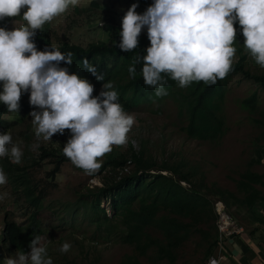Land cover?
I'll return each mask as SVG.
<instances>
[{
  "label": "rangeland",
  "instance_id": "374dc122",
  "mask_svg": "<svg viewBox=\"0 0 264 264\" xmlns=\"http://www.w3.org/2000/svg\"><path fill=\"white\" fill-rule=\"evenodd\" d=\"M153 2L154 0H79L76 6H70L65 13L51 22H46L44 26L52 46L67 43L85 47L98 41L107 44L115 40L114 35L120 38L122 17L133 3L138 4L136 12L143 14ZM23 11L22 9L21 15ZM21 24L25 25L26 22L22 16H18L11 18L3 27L12 30ZM238 27L241 30L239 24ZM140 36L145 39L146 48L150 46L146 27L142 29ZM243 43L244 38L239 36L233 46L244 49ZM244 51L246 58L243 69L250 74H264V68L256 64L251 55ZM105 63L109 66L110 61L105 60ZM170 92L172 94L167 95L169 101L160 102L159 107L154 103L150 106L145 104L144 107L140 106L138 111L126 112L135 118V123L128 133V142L123 146H113L112 151L106 155H122L128 158L130 152L141 151L144 157H150L157 164L165 162L167 165H181L182 171L193 175L190 180L192 186L208 204L217 200L211 195L213 190L210 191V187L227 191L240 199L241 195L234 186L239 174L245 171L247 163L254 159L255 146L264 147V89L253 81L244 79L240 74L227 75L220 102L223 131L219 138L205 142L187 139L179 131V126L184 124L181 120L183 117L178 115L179 107L172 97L179 98V92L183 94L184 88L176 85ZM253 92L256 94V100L254 110L251 111L243 105L242 100ZM99 93L100 87L94 88L92 95L95 97ZM21 96L29 99L28 92H23ZM18 112L7 111L0 117V134H10L12 142L23 152L19 164L12 163L7 156L0 157V169L7 177V183L0 185V235L4 218L17 225H24L35 212L41 230V243L46 247L47 255L53 264H121L126 262L127 258L134 264L202 263L201 256L206 243L193 229L178 243L169 263L164 257L154 256L152 251L138 256L134 253L132 245L122 243L118 236L123 227L118 219L111 224V229L99 225L98 220L95 223L89 212L83 211L85 205L80 206L79 203L84 199V189L97 186L98 182L101 184V177L88 178L83 170L69 161L62 163L58 173L49 179L45 174L51 165L45 160L38 161L39 148L58 150L59 144L64 147L68 141L66 136H71L70 131L65 130L62 135L57 133L50 140L41 137L38 141L39 148L33 150L32 145L37 143L36 126L29 114L24 116ZM104 159L105 156L101 158V162ZM130 167L131 165L129 169ZM249 169L264 174V160ZM108 171L109 168L105 173ZM22 172L25 173L24 178L28 183L18 184L13 175ZM200 177L203 178L205 188L201 187ZM180 186L187 188L186 183H180ZM40 188L42 192L38 194ZM255 188L264 194V189L258 186ZM37 195H40V199ZM223 198L228 206L226 210L234 220L245 217L249 220L248 223H251L249 213L245 212L243 206L233 204L225 196ZM34 205L37 206L33 207ZM253 205L255 214L264 218V204L256 202ZM98 208L104 210L106 216L111 215L107 201H100ZM200 228L207 230L208 226L200 225ZM104 230H110V234L107 235ZM150 234L158 240L162 238L155 230L150 231ZM65 242L70 243L72 247L62 254L59 248ZM22 248L24 246L11 248L0 241V264H6V258L15 257ZM225 248L224 261L220 264H228L229 257L226 255H232L230 245L226 243ZM29 251L30 249H27L24 252Z\"/></svg>",
  "mask_w": 264,
  "mask_h": 264
},
{
  "label": "clouds",
  "instance_id": "9594fccd",
  "mask_svg": "<svg viewBox=\"0 0 264 264\" xmlns=\"http://www.w3.org/2000/svg\"><path fill=\"white\" fill-rule=\"evenodd\" d=\"M78 3L79 0H0V20L22 16L26 22L12 30L0 27V103L9 112H18L21 94L28 92L30 105L40 109L29 114L36 126L37 143L32 149L39 148L41 137L50 140L69 130L71 137L63 147V155L92 175L101 168V158L113 146L128 142L135 118L117 102L112 82L104 83L94 97V86L87 79L60 67L61 62L72 65L71 52L64 54L54 48L38 51L33 42L36 30ZM137 7L133 3L122 17L120 41L115 47L132 52L146 27L150 46L146 54L136 56L128 72L134 78L135 65L142 64L143 82L155 89L156 97L168 94L165 75L181 88L193 82L212 86L226 78L236 53V23L241 26L244 48L264 68V0H154L143 14L136 12ZM81 63L97 80H104L87 59ZM5 156L15 164L23 156L8 133L0 134V157ZM6 183L7 177L0 169V185ZM41 241L40 236L32 238L30 251L6 258V264H53ZM71 247L65 242L59 251L67 253Z\"/></svg>",
  "mask_w": 264,
  "mask_h": 264
},
{
  "label": "trees",
  "instance_id": "16d2710c",
  "mask_svg": "<svg viewBox=\"0 0 264 264\" xmlns=\"http://www.w3.org/2000/svg\"><path fill=\"white\" fill-rule=\"evenodd\" d=\"M10 20L11 18L0 20V27L6 25ZM234 27L236 28V39L239 36L243 37L238 23L234 24ZM114 37H116L115 40L107 44L98 41L85 47L67 43L52 46L48 31L43 26L41 30H36L33 42L38 51L45 49L50 51L51 48H54L64 54L71 52L73 54L72 65L69 66L61 62L60 67H67L70 74L76 73L84 79H91L89 82L94 88L100 87V92L104 83L112 82L114 85L112 90L118 93L117 102L125 112L138 111L140 106L144 107L145 104L150 106L154 103L159 107L160 102L168 100L167 95L172 94L170 89L176 85L179 87L178 83L165 75L164 78L167 83L164 87L168 94L156 97L155 89L146 86L143 82L140 71L142 64L135 65L134 78L130 77L128 72V68L133 64L136 56L146 54L145 39L140 36L138 47L135 50L122 52L118 47H115L120 38L115 35ZM235 48V60L228 75L240 74L244 79L251 80L264 89V74L256 75L245 71L243 63L246 58L244 51L246 49ZM84 59H87L90 64L97 68L98 74H103L104 80H97L84 68L81 63ZM105 60L110 61L109 66H106ZM224 80L225 78L218 79L216 84L212 86L203 82H193L184 88L183 94L179 92V98L172 97L179 107L178 115L183 117L181 120L184 124L180 125L178 129L187 139L205 142L221 136L223 117L220 114V102L223 98ZM255 100L256 94L253 92L243 99L242 103L253 111ZM19 104V112L24 116L32 111H40V109L31 106L29 99H24V96H21ZM7 111L6 105L0 103V117ZM70 137L68 135L65 139L68 140ZM62 150L61 144H59L58 150L39 148L38 161L45 160L51 165L50 170L45 174L49 179L58 173L62 163L70 161L63 155ZM254 155V159L247 163V168L239 174L234 185L236 191L241 194L240 199L227 191L209 188L210 191L213 190L211 195L220 201L225 208L228 206L223 196L230 199L233 204L245 207L251 217L255 216L253 204L256 202L264 203V194L255 188L258 186L264 189V174L252 172L249 168L264 160V147L255 146ZM127 162L129 166L131 165L130 169L116 180L113 176L116 173L115 170L125 167ZM107 168L109 171L105 173ZM26 174L29 175L27 172ZM101 174L100 186L84 189L85 193L82 194L84 199L80 200L79 205H85L83 211L89 212L95 219V223L98 220L99 225H105L107 228H113L111 224L114 223L115 219H118L123 227L118 239L124 244L132 245L136 255L143 256L146 252L152 251L154 256L164 257L171 263L172 252L192 229L199 233L206 243L201 260L211 254L215 247L214 215L211 203L208 204L204 197L198 194L197 189L192 186L190 181L193 175L182 171L181 165H167L165 162L157 164L150 157H144L141 151L130 152L128 158L122 155L117 157L105 155L101 168L96 173L87 175V177H100ZM24 175V172L15 174L13 175L14 180H17L18 184L28 183ZM199 180H201V187L205 188L202 182L203 178L200 177ZM180 183H186L187 188H182ZM41 192L42 189L40 188L37 193L41 194ZM37 198L40 199V195H37ZM103 200L107 201L108 210L111 212L110 216H106L104 210L98 208L99 202ZM35 206L37 205L33 207ZM35 214V212L32 213L29 221L24 225H17L12 220L4 218L0 241L11 248L24 246L21 251L29 249L28 245L31 239L41 234ZM254 219L264 222L260 217L256 218L255 216ZM200 225H206L208 229L203 230ZM154 230L162 237L160 240L151 236L150 231ZM104 232L107 235L110 234V230H104ZM121 264L134 263H130L129 258H127L126 262Z\"/></svg>",
  "mask_w": 264,
  "mask_h": 264
},
{
  "label": "crops",
  "instance_id": "0c3cea01",
  "mask_svg": "<svg viewBox=\"0 0 264 264\" xmlns=\"http://www.w3.org/2000/svg\"><path fill=\"white\" fill-rule=\"evenodd\" d=\"M245 212H247V214L249 213L247 209ZM254 215L256 218H259L255 212ZM235 216L236 213L234 217ZM248 216L250 217V224L248 223L249 220H247L245 217L235 220L231 217L235 225H238L242 228V233L234 238L235 241L232 239L231 241L227 242V244L230 245V248L232 249L231 256L229 254H225L229 257L227 260L228 264H261L264 260V222L254 219L255 216L251 217L250 213ZM261 219L264 221V218ZM247 228H249V230ZM223 248L224 250L226 249L225 246Z\"/></svg>",
  "mask_w": 264,
  "mask_h": 264
},
{
  "label": "built area",
  "instance_id": "2783aa9c",
  "mask_svg": "<svg viewBox=\"0 0 264 264\" xmlns=\"http://www.w3.org/2000/svg\"><path fill=\"white\" fill-rule=\"evenodd\" d=\"M18 25L17 27L22 26ZM129 170V164L127 162L126 166L121 169L115 170L114 178L117 180L122 174L127 173ZM102 177V175L100 176ZM101 182V180H100ZM96 187L100 186V183H96ZM212 206V213L214 215V234H215V247L211 254L206 257L201 264H220L224 261L223 252L224 246L227 242L231 241L232 239L236 238V236L242 233V228L238 225H235L234 221L232 220L231 216L227 212L225 206L218 201L215 200L211 203ZM261 264H264V260Z\"/></svg>",
  "mask_w": 264,
  "mask_h": 264
}]
</instances>
